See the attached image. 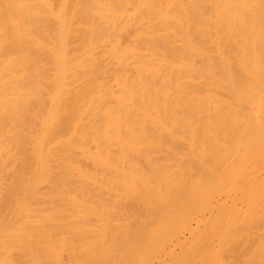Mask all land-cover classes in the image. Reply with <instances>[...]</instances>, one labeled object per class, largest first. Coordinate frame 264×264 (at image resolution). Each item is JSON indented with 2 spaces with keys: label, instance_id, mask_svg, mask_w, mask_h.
<instances>
[{
  "label": "bare ground",
  "instance_id": "obj_1",
  "mask_svg": "<svg viewBox=\"0 0 264 264\" xmlns=\"http://www.w3.org/2000/svg\"><path fill=\"white\" fill-rule=\"evenodd\" d=\"M27 252L264 264V0H0V264Z\"/></svg>",
  "mask_w": 264,
  "mask_h": 264
},
{
  "label": "rangeland",
  "instance_id": "obj_2",
  "mask_svg": "<svg viewBox=\"0 0 264 264\" xmlns=\"http://www.w3.org/2000/svg\"><path fill=\"white\" fill-rule=\"evenodd\" d=\"M45 249H46V248H45ZM45 249L43 250L44 253H46V252L48 251V249H47V251H46ZM18 250L20 251L21 249H18ZM18 250H17V251H18ZM17 251H15V252H17ZM19 251H18L17 253H19ZM30 251H32V250H30ZM45 251H46V252H45ZM15 252H14V254H15ZM20 252H23V251L21 250ZM32 252H34L35 254L32 253ZM32 252H31V254H33V255H32L33 257H34V256H37V255H36V254H37L36 251H32ZM17 253H16L15 255H17ZM23 253H24V252H23ZM28 253H29V252H27V254L25 253L26 256H28V255L30 254V253H29V254H28ZM46 254H48V252H47ZM18 255H21V253H19ZM48 255H49V254H48ZM12 256H13V255H12ZM45 256H46V255H45ZM10 257H11V256H10ZM10 257H8V259H9ZM22 257H23V262L26 263V260H27V263H29L28 259H30V257H31L30 255L27 257V259L24 257V255H23ZM11 258H12V257H11ZM11 258H10V260H11ZM15 258H17V261H19V259H20L19 256H18V257H17V256H14V257H13V260H16ZM48 259H49V258H48ZM48 259H46L45 261H47ZM10 260H9V261H10ZM13 260H11V262H12ZM24 260H25V261H24ZM49 261H50V259H49ZM11 262H10V263L7 262V264H8V263L11 264ZM13 262H15V261H13ZM17 263H18V262H16V264H17ZM21 263H22V260H21ZM25 263H24V264H25ZM27 263H26V264H27ZM32 263H33V262H30L29 264H32ZM13 264H15V263H13ZM19 264H20V261H19ZM33 264H34V263H33ZM35 264H36V263H35ZM43 264H44V263H43Z\"/></svg>",
  "mask_w": 264,
  "mask_h": 264
}]
</instances>
